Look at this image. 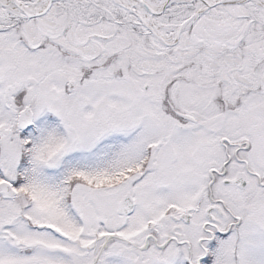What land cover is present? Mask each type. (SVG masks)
I'll list each match as a JSON object with an SVG mask.
<instances>
[{
	"label": "snow or ice",
	"instance_id": "1",
	"mask_svg": "<svg viewBox=\"0 0 264 264\" xmlns=\"http://www.w3.org/2000/svg\"><path fill=\"white\" fill-rule=\"evenodd\" d=\"M0 264H264V0H0Z\"/></svg>",
	"mask_w": 264,
	"mask_h": 264
}]
</instances>
